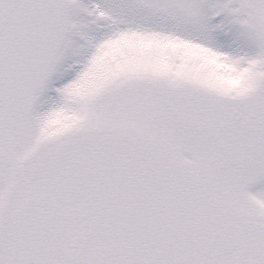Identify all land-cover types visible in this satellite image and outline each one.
Segmentation results:
<instances>
[{
  "label": "snow or ice",
  "instance_id": "6c2138e0",
  "mask_svg": "<svg viewBox=\"0 0 264 264\" xmlns=\"http://www.w3.org/2000/svg\"><path fill=\"white\" fill-rule=\"evenodd\" d=\"M0 264H264V0H0Z\"/></svg>",
  "mask_w": 264,
  "mask_h": 264
}]
</instances>
